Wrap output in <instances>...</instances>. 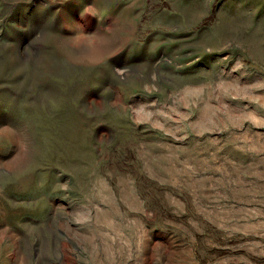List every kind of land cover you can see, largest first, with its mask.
Listing matches in <instances>:
<instances>
[{"label": "rangeland", "instance_id": "1", "mask_svg": "<svg viewBox=\"0 0 264 264\" xmlns=\"http://www.w3.org/2000/svg\"><path fill=\"white\" fill-rule=\"evenodd\" d=\"M0 264H264V0H0Z\"/></svg>", "mask_w": 264, "mask_h": 264}]
</instances>
